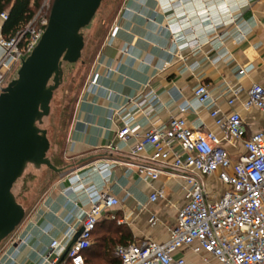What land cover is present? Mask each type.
Returning <instances> with one entry per match:
<instances>
[{"label": "crops", "instance_id": "crops-1", "mask_svg": "<svg viewBox=\"0 0 264 264\" xmlns=\"http://www.w3.org/2000/svg\"><path fill=\"white\" fill-rule=\"evenodd\" d=\"M215 30L222 40L211 44ZM238 32L242 37H236ZM172 36L180 39L173 41ZM193 40L200 46H189ZM95 44L72 110L62 171H53L55 178L0 243V264H36L54 238L66 236L70 244L84 211L105 189L120 203L100 219L92 242L108 235L102 225L112 220L128 231L134 243L169 238L177 209L184 203L181 180L163 173L150 184L140 176L134 165L149 163L152 148L146 146L136 157L129 155L135 138L117 139L121 124L111 117L112 111L130 109L135 116L133 125L142 133L178 115L187 103L183 115L189 127L221 136L210 112L219 109L227 115L232 109L227 100L240 87L233 108L247 121V133L260 126V113H245L240 103L252 83L264 87V0H122ZM242 67L248 70L240 75ZM91 79L95 83L89 87ZM200 83L210 94L202 104L193 96ZM148 91L159 99L148 116L127 105L128 99ZM149 110V106L143 108L144 113ZM223 147L232 160L243 152L239 142L223 143ZM67 187L73 190L69 194L64 192ZM157 187L164 189L166 200L150 202L149 194ZM151 214L157 219L153 226L148 223ZM98 254H92L89 264H100ZM179 254L187 264H203L204 255Z\"/></svg>", "mask_w": 264, "mask_h": 264}, {"label": "built area", "instance_id": "built-area-1", "mask_svg": "<svg viewBox=\"0 0 264 264\" xmlns=\"http://www.w3.org/2000/svg\"><path fill=\"white\" fill-rule=\"evenodd\" d=\"M50 10V0H44L34 16L13 34L2 33L7 19L6 12H0V92L10 81V73L17 72L21 62L38 43L43 34ZM232 23L233 20L230 19ZM113 34V33H111ZM242 37L241 33L236 34ZM216 30L209 39L214 44L222 39ZM173 41L180 39L172 36ZM189 46L199 47L196 40ZM182 58V57H181ZM248 67H242L238 74H245ZM95 83L89 81V87ZM240 87L232 90L227 100L231 110L222 115L219 109L210 112V117L221 131V136L211 130L192 129L187 125L183 113L189 105L179 108L178 115H171L161 124L138 132L133 125L135 116L131 110L112 111L111 117L119 120L121 126L116 137L127 141L134 137L129 155L136 157L146 146L152 148L149 163L135 164L136 172L150 184L165 173L181 180L184 203L177 209L176 218L164 242L145 240L140 243L117 244L114 249L120 264H187L180 251L204 255L203 260L214 259L219 264H264V87L252 83L245 91L241 110L260 113V126L247 133L248 123L240 110L233 108ZM141 92L127 100L148 116L152 106L159 99L156 94ZM193 96L200 104L209 100L207 86L200 83L193 90ZM149 111H143L144 107ZM241 143L243 152L232 160L223 143ZM171 157V159H169ZM215 178L223 189L212 191L207 187L208 179ZM72 187L64 189L71 193ZM164 201L166 193L162 187L154 188L149 201ZM120 200L106 189L98 193L80 219L81 232L70 244L65 236L52 239L36 264H87L85 251L92 242V231L97 222ZM157 219L151 214L149 225Z\"/></svg>", "mask_w": 264, "mask_h": 264}, {"label": "water", "instance_id": "water-1", "mask_svg": "<svg viewBox=\"0 0 264 264\" xmlns=\"http://www.w3.org/2000/svg\"><path fill=\"white\" fill-rule=\"evenodd\" d=\"M101 1L52 0L41 38L22 60L16 77L0 92V243L25 216L12 186L27 165L62 171L47 156L50 143L40 125L49 114L54 91L62 82L63 63L73 64L81 57L82 29L90 24ZM80 232L81 228L74 239Z\"/></svg>", "mask_w": 264, "mask_h": 264}, {"label": "rangeland", "instance_id": "rangeland-1", "mask_svg": "<svg viewBox=\"0 0 264 264\" xmlns=\"http://www.w3.org/2000/svg\"><path fill=\"white\" fill-rule=\"evenodd\" d=\"M122 0H102L90 24L82 29L84 46L80 59L73 63H63V77L59 87L54 91L49 114L43 118L40 125L46 130L50 143L47 156L53 160L62 161L63 151L69 128L72 110L78 92L84 81L88 63L91 60L95 48V42L104 34L105 28L113 19L121 6ZM9 78L16 77L12 72ZM10 79V80H11ZM55 178L54 173L46 166L36 169L31 164L27 165L23 174L12 186V192L25 210H28L42 195L48 183ZM207 187L212 191H220L222 185L212 179H208ZM202 262V261H201ZM203 264H215L211 259L203 261ZM190 264H199L192 261Z\"/></svg>", "mask_w": 264, "mask_h": 264}, {"label": "trees", "instance_id": "trees-1", "mask_svg": "<svg viewBox=\"0 0 264 264\" xmlns=\"http://www.w3.org/2000/svg\"><path fill=\"white\" fill-rule=\"evenodd\" d=\"M44 0H0V12L7 13V19L3 24L2 33L5 36L13 34L19 28L23 27L37 12ZM52 0H50L51 6ZM51 163L60 167L63 165L62 161L53 160L48 157ZM62 168V167H61ZM53 172V171H52ZM54 173V172H53ZM100 221L95 225L92 231V239L100 227ZM108 235L102 240L91 242L90 246L85 251V261L87 264L92 263V254H98L100 264H120V260L114 253L117 244L134 243L130 241L128 231L121 228L115 222L110 221L102 225ZM101 226V227H102ZM97 252V253H96Z\"/></svg>", "mask_w": 264, "mask_h": 264}]
</instances>
